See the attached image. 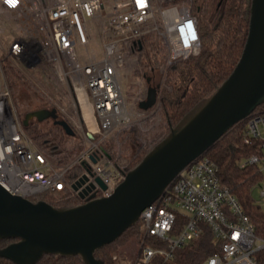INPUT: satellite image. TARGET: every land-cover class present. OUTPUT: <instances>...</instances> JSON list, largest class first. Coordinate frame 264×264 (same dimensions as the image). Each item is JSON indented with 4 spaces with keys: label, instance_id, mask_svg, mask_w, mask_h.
<instances>
[{
    "label": "built area",
    "instance_id": "2783aa9c",
    "mask_svg": "<svg viewBox=\"0 0 264 264\" xmlns=\"http://www.w3.org/2000/svg\"><path fill=\"white\" fill-rule=\"evenodd\" d=\"M193 2L0 0V19L5 15L15 27L11 44L5 47V25L0 22V51L6 56L5 60L0 57V185L11 195L31 201L47 191L66 196L84 173L80 164L85 160L94 174L90 181L99 177L107 186L103 190L96 185L87 199L110 197L127 172L118 168L104 144L133 121L121 75L135 65L131 57L138 59L142 39L150 33H157L167 49V71L200 55L201 32ZM21 56L28 64L39 65V57L40 63L53 64L84 118L68 116V123L81 134L84 150L66 167L52 165L25 132L2 64L8 59L21 62ZM251 138L264 140V117L250 121L245 141L249 143ZM90 155L97 158L96 164ZM259 162L256 156L248 160L249 164ZM75 165L80 171L70 181L67 173ZM261 196L264 200V183ZM178 213L185 215L186 223L175 230ZM139 221L145 227V237L131 264H160L161 259H172L177 250L201 236L202 223L209 224L220 245L219 252L205 264H260L258 255L264 251V239L256 235L250 217L221 182L217 163L204 155L143 210Z\"/></svg>",
    "mask_w": 264,
    "mask_h": 264
},
{
    "label": "water",
    "instance_id": "95a60500",
    "mask_svg": "<svg viewBox=\"0 0 264 264\" xmlns=\"http://www.w3.org/2000/svg\"><path fill=\"white\" fill-rule=\"evenodd\" d=\"M249 11L247 42L230 77L129 171L110 197L87 199L96 185L103 190L107 186L99 177L90 181L94 174L85 160L80 164L84 173L72 185L85 201L80 205L55 207L45 201L33 202L11 195L0 185V240H15L0 250V257L14 264H37L45 255L78 256L85 264H103L96 251L135 226L143 210L156 202L188 165L264 103V0H252ZM20 61L29 68L35 65L26 63L22 56ZM157 92L150 86L147 100L141 101L139 108H153ZM49 119L67 135L76 134L60 119L57 109L29 112L23 125ZM89 158L97 163L94 155Z\"/></svg>",
    "mask_w": 264,
    "mask_h": 264
},
{
    "label": "trees",
    "instance_id": "16d2710c",
    "mask_svg": "<svg viewBox=\"0 0 264 264\" xmlns=\"http://www.w3.org/2000/svg\"><path fill=\"white\" fill-rule=\"evenodd\" d=\"M251 2L252 0H194V11L198 16L201 32L202 51L200 55L180 61L168 69L166 84L170 89L166 88L162 91L160 86H157L158 93L162 92L159 103L164 122L158 129L159 134L168 135L230 77L240 61L249 35ZM166 62L167 49L161 37L157 33H150L142 39L135 75L145 78L148 73L153 74L165 66ZM4 69L6 79L13 87V82L19 78V75L15 73L16 69L12 64H6ZM20 116L22 119L25 117L22 114ZM256 116L264 117V103L257 107L249 118L236 124L204 156L217 163L221 182L233 193L244 212L250 217L256 235L264 239V209L253 197V190L263 182V171L259 165L264 161V140L251 138L249 143L245 141L248 125ZM25 132L46 158H54L58 165L69 164L80 153L79 143L75 140L77 135L79 136L78 132L74 136H69L51 119L43 122L33 120L25 128ZM149 152L139 150L133 155L127 151L117 158L111 156L115 159L118 168L128 173ZM253 156L258 157L260 162L249 164L248 160ZM73 168H76V173L80 171L78 165ZM69 180H75L74 173ZM32 201H45L55 207H71L85 203L74 191L66 196H62L57 191H47ZM141 223L139 221L128 229L117 241L97 250L96 258L103 264H117L115 258L120 255L122 248L129 241L135 240L142 244L145 231ZM185 223V215L178 213L175 230H179ZM202 229L203 232L198 239L186 243L175 252L172 259L168 261L161 259L160 264H205L211 255L219 252L220 245L215 240L209 224L202 223ZM14 241L0 240V250ZM259 261L260 264H264V251L260 253ZM0 264L14 263L0 257ZM37 264L85 263L78 256L45 255Z\"/></svg>",
    "mask_w": 264,
    "mask_h": 264
},
{
    "label": "rangeland",
    "instance_id": "374dc122",
    "mask_svg": "<svg viewBox=\"0 0 264 264\" xmlns=\"http://www.w3.org/2000/svg\"><path fill=\"white\" fill-rule=\"evenodd\" d=\"M1 19L4 20V22L8 21L5 15L1 16ZM11 23H13V21ZM7 38L8 37L5 36L4 39L7 40ZM0 55L1 60H5L6 56L2 53ZM131 58L136 60V63L131 67V70L122 73L121 84L129 107L131 108L132 125L129 128L115 133L104 145V148L108 151L110 156H115V158L127 151H130L133 155L139 150L151 151L167 136V134L163 136L158 133V129L164 124L159 103L162 92H160V94L157 92V103L152 109L143 111L139 108V103L147 100V92L150 86L156 88L160 86L162 91L166 88L170 89L166 84L167 70H165L163 66L153 74L148 73L145 78L137 77L135 71L138 66L139 57L136 59V56L133 55ZM2 64L4 73V66L6 64H12L16 69L15 73L19 75V78L14 80L13 87L9 81H6L13 101L20 114L25 116L29 112L44 109L43 107H45L48 109H57L61 120L68 122V116L84 120L80 114V110L76 109L74 106V94L67 89L66 83L58 79L53 64L42 62L39 63V65L33 66V68H29L21 62L12 59H8L5 62L3 61ZM0 76H2L1 72ZM148 80H150V83H148ZM80 135L81 134H79V136L77 135L75 139L76 142L79 143V154L84 150V144ZM109 147L112 148L109 149ZM112 159L115 161L114 158ZM48 160L52 165L60 169L72 164L76 159L66 165H58L55 159L51 157H48ZM259 166L263 171V182L257 185L253 190V197L255 202L264 209V200L261 196V186L264 183V161L261 162ZM75 171L76 168H73L68 172L67 178L69 179L73 173L75 174ZM141 224L145 231L143 223ZM140 247L141 245L137 243V241H129L122 248L120 255L116 258V263L131 264V262L136 260ZM259 256L260 254L258 257Z\"/></svg>",
    "mask_w": 264,
    "mask_h": 264
},
{
    "label": "crops",
    "instance_id": "0c3cea01",
    "mask_svg": "<svg viewBox=\"0 0 264 264\" xmlns=\"http://www.w3.org/2000/svg\"><path fill=\"white\" fill-rule=\"evenodd\" d=\"M7 20H8V21H5V22H4V20L1 19V21H0V22L4 23V25H5V35H4V38H5V36L8 37L7 40H5V39L3 38V40H4V44H5V47H8V46L11 44V40H12V37H13L14 32H15V27L13 26L14 23H11L12 21L9 20L8 18H7ZM8 28H9V29H8ZM11 29H12V30H11ZM2 52H3V51H0V54H1ZM2 54H3V53H2ZM0 57H1V55H0Z\"/></svg>",
    "mask_w": 264,
    "mask_h": 264
},
{
    "label": "bare ground",
    "instance_id": "6f19581e",
    "mask_svg": "<svg viewBox=\"0 0 264 264\" xmlns=\"http://www.w3.org/2000/svg\"><path fill=\"white\" fill-rule=\"evenodd\" d=\"M87 117H89V116L87 115ZM88 120H89V118H88Z\"/></svg>",
    "mask_w": 264,
    "mask_h": 264
}]
</instances>
